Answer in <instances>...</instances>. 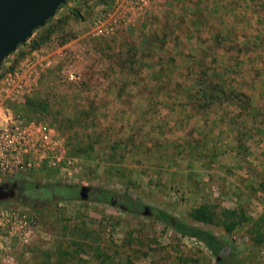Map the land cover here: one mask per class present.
I'll use <instances>...</instances> for the list:
<instances>
[{
	"label": "rangeland",
	"instance_id": "374dc122",
	"mask_svg": "<svg viewBox=\"0 0 264 264\" xmlns=\"http://www.w3.org/2000/svg\"><path fill=\"white\" fill-rule=\"evenodd\" d=\"M113 4L114 0H67L53 20L30 37L53 25L45 44L14 64L17 52L28 49L20 46L2 62L0 71L13 64L11 71L22 73L26 85L9 107L56 128L63 155L74 162L67 177L55 168L42 167L23 178L37 186L60 181L128 192L145 205L184 220L190 219L193 206L202 203L241 206L252 217L263 213L264 151L248 159L249 164L257 162L249 168L251 184L241 180L232 187L227 180L237 181V173L228 171L221 160L234 161L235 146L228 138H255L245 132L254 128L256 118L248 103L264 101V0H151L141 9L121 7L112 15L118 20L113 30L92 33L94 17ZM58 45H62L61 57L54 65L36 62L42 48ZM260 86L263 94H251L252 99L241 90ZM205 90L212 95L200 101ZM184 97L199 104L198 109L201 103L225 104L221 109L215 104L208 118L214 134L225 143L194 138L198 110L188 111ZM226 126L238 127L242 134L237 136ZM207 141L222 143L225 153L218 150L213 157ZM242 146L236 149L244 154L247 150ZM122 198L116 195L118 202ZM26 200L17 193L0 201V206L25 210L37 220L27 243L9 238L10 253H0V264H35L60 240L72 242L73 236H80L84 224L91 235L88 242L115 261L216 264L218 256L232 264L240 260L264 264V247L252 245L246 222L231 233L219 225L199 223L225 243L215 257L195 238L120 205L89 196L23 203ZM94 254V248H88L79 264H91Z\"/></svg>",
	"mask_w": 264,
	"mask_h": 264
},
{
	"label": "trees",
	"instance_id": "16d2710c",
	"mask_svg": "<svg viewBox=\"0 0 264 264\" xmlns=\"http://www.w3.org/2000/svg\"><path fill=\"white\" fill-rule=\"evenodd\" d=\"M61 6H63V4L60 5L59 8ZM52 20L53 18H50L46 23H49ZM40 28L41 27L36 28L34 32ZM53 28L54 26L52 25L45 32H39L36 36L28 38L25 43L19 44L17 49L20 46H27L28 49L25 51L19 50L17 52L18 57L16 58L14 64L31 50L37 49L41 45L45 44L49 40L50 32L53 30ZM12 53L14 52H11L10 54ZM12 68L13 64H11L8 69L11 70ZM4 72L5 71H0V76ZM205 93H207L206 90L200 97V101L201 99L203 100L207 97ZM210 95H212V93H210ZM210 95L208 94V96ZM11 183H16L19 188L18 191L22 193H28L32 196L37 195L40 199H46L47 201L58 202L63 200H76L80 198L78 193L79 187L77 184L54 181L37 186L34 180H29L23 177L15 178ZM86 186L90 188L88 193L89 199L96 202L120 205L121 207H125L126 211L134 214L143 212L144 207L147 206L148 209L151 210V214H148L149 217L164 223L181 236L192 237L202 242L209 252L215 257L224 248L225 243L212 229L205 228L199 223L219 225L222 226L225 232L231 233L234 229L240 226V224L246 222L248 224L247 229L252 241V245L256 247H264V212H261L257 217H252L248 216L245 209L241 206L229 208L220 207L219 205L210 203H202L193 206L188 212L190 219L184 220L160 207L145 205L143 202L128 192L120 194L117 191L104 187L91 185ZM116 195L123 197L121 199L122 202H118L116 200ZM23 203H25V201ZM30 207L37 210L34 205H31ZM80 232V236L75 235L71 238V240H73L72 242L68 241L66 238L62 239L54 248L53 252H43L42 258L35 264H79V261L84 260L82 255L88 253V248L92 247L94 248V253L96 255L94 254L95 260L93 259L94 262H90L91 264H136L130 258H126L122 261H115L112 255L108 254L107 252L100 251L99 246L92 245L90 242H88V239L91 238V235L89 236L88 228L85 227V224L80 228ZM230 248L233 251V248ZM243 261L244 260H240L237 264H242ZM232 263L233 262L230 263V259L229 262H227L226 259L216 260V264Z\"/></svg>",
	"mask_w": 264,
	"mask_h": 264
},
{
	"label": "built area",
	"instance_id": "2783aa9c",
	"mask_svg": "<svg viewBox=\"0 0 264 264\" xmlns=\"http://www.w3.org/2000/svg\"><path fill=\"white\" fill-rule=\"evenodd\" d=\"M150 1L114 0L111 8L106 7L94 17L92 33L103 35L113 30V23L118 20L112 15L121 7L128 6V11L141 9ZM25 87L22 73L17 70L5 71L0 76V182L12 181L42 167L55 168L61 176L67 177L74 162L63 155L56 128L46 121L14 111L8 105L19 98ZM36 229L34 215L18 208L0 206V253H10L9 238L27 243Z\"/></svg>",
	"mask_w": 264,
	"mask_h": 264
},
{
	"label": "crops",
	"instance_id": "0c3cea01",
	"mask_svg": "<svg viewBox=\"0 0 264 264\" xmlns=\"http://www.w3.org/2000/svg\"><path fill=\"white\" fill-rule=\"evenodd\" d=\"M61 51H62V45H60V46L58 45L55 49H53L52 47H49V46H45L44 48H42L40 50V54H38L36 56L37 57L36 62L37 63L45 62L46 64L53 63V65H54L57 61H59L60 58L58 56L61 57ZM35 64L36 63H34V65ZM37 73H39V72L37 71ZM261 87L262 86H260L259 89L253 88L252 91L243 87L241 90L244 94H249V97H251V99H252L251 94H253V95L254 94H258V95L263 94V93H261V90H262ZM208 94H210V93L209 92L205 93V95H207V97H208ZM143 95L145 96L146 94H143ZM146 98H147V96H146ZM182 101L184 102V103L182 102L183 105L189 106L188 111H192L193 109L198 110V112L195 113V116H197L199 123L196 124L197 126H195L193 129L192 134H193L194 138H217V140L222 142L223 138H219L217 134H214V131H213L214 125L212 123H210L208 118L210 117L209 113L213 111L212 107L215 106V104H217L216 107L219 109L222 108L220 105H225V104L224 103H222V104H219V103H214V104L201 103L200 105H201L202 109H200V108L198 109L199 104H192V102H194V101H191L189 99V97H187V98L184 97ZM147 103L148 102L146 101V104ZM247 107L252 108V111H254L256 114V118H254V120L252 122V127H254V128H252L251 131H248V132L246 131L245 134H247L248 136H253L255 138H228V140L230 141L229 143H231L232 146H235L234 150H233L234 151V153H233L234 161L232 163L227 162V164H226L225 160H221L222 163L220 162L222 164V166H224L228 171L232 170L235 173H237V174H234V177H235V179H237V181L233 180V178H230V179H232L230 181L227 180L228 183H232V185H231L232 187L235 184H237L238 182H240L241 180L244 181L243 184H245V185L247 183H249V184L252 183L253 175H252V171L249 168H250V166L253 167V165H254L253 163H257V162L254 161L253 163L249 164V161H251V160H248V159H250L251 157L255 158L254 156H252L253 154L258 158L260 156L259 153L260 152L262 153L264 151V150H262V148H259L260 145H261V147H264V138H262L263 134L261 133V131L264 132V101L260 102V101H257V99H256V102L252 101V103H248ZM247 107H245V108H247ZM191 108H193V109H191ZM199 112H203V113H199ZM190 120H191V117L189 118V121ZM220 123L223 124V120H221ZM245 123L250 125L247 121H245ZM243 126H244V124H242L240 126V128H243ZM245 127H246V125H245ZM225 128L228 129L230 132H233V130H234V132L237 136H240L242 134V132H240L238 127L233 128V127L226 126ZM241 131H243V130H241ZM223 134L225 135L226 133H223ZM179 135L181 137L184 136L183 134H179ZM176 137L177 136H175L173 138H176ZM254 141H255V143H254ZM220 142L214 141L212 144H209L208 141L206 142V146L209 144V146H207V147H209L210 150L214 153L212 155L213 157L215 155H217L218 150H222V152L225 153V149L221 148V147H223L222 143H225V142H222V143H220ZM216 143H218V144L216 145ZM241 143H243L242 147L245 150H247L244 154L242 151H240V149H236V147H239V145ZM249 145L251 148L249 147ZM249 153H251V154H249ZM262 154H264V152ZM241 156H243V159H240ZM209 168H210V166H209ZM207 172H209V170H207ZM237 175H241V177H244V178H237ZM236 190L238 191V189H236Z\"/></svg>",
	"mask_w": 264,
	"mask_h": 264
},
{
	"label": "water",
	"instance_id": "95a60500",
	"mask_svg": "<svg viewBox=\"0 0 264 264\" xmlns=\"http://www.w3.org/2000/svg\"><path fill=\"white\" fill-rule=\"evenodd\" d=\"M66 2L67 0H0V65L19 44L25 43L32 36L36 28L44 26L48 19L54 17L59 6ZM87 188L86 185L80 186L81 199H87ZM13 191L7 183H1L0 201L11 197ZM143 214H149L147 206L144 207Z\"/></svg>",
	"mask_w": 264,
	"mask_h": 264
},
{
	"label": "flooded vegetation",
	"instance_id": "af4514ba",
	"mask_svg": "<svg viewBox=\"0 0 264 264\" xmlns=\"http://www.w3.org/2000/svg\"><path fill=\"white\" fill-rule=\"evenodd\" d=\"M11 188H13V195L11 197H8V198H14V196H16V194L18 193L19 194V197H24L25 199H27L25 202H30V200H37V199H40L39 196L35 195V196H32L28 193H22L19 190L18 188V185L16 183H14V186L12 187V183H7ZM89 190L90 188H87V196H88V193H89ZM78 193H79V197H80V186L78 188ZM41 194V193H39ZM149 210V209H148ZM149 214H151V210H149Z\"/></svg>",
	"mask_w": 264,
	"mask_h": 264
}]
</instances>
